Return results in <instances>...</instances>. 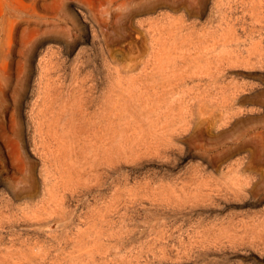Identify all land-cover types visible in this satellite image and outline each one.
Returning a JSON list of instances; mask_svg holds the SVG:
<instances>
[{
	"label": "rangeland",
	"instance_id": "1",
	"mask_svg": "<svg viewBox=\"0 0 264 264\" xmlns=\"http://www.w3.org/2000/svg\"><path fill=\"white\" fill-rule=\"evenodd\" d=\"M0 264H264V0H0Z\"/></svg>",
	"mask_w": 264,
	"mask_h": 264
}]
</instances>
